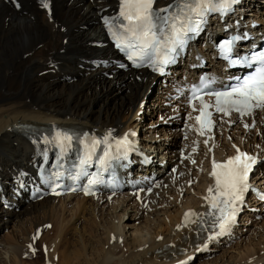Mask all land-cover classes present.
<instances>
[{
	"label": "bare ground",
	"instance_id": "bare-ground-1",
	"mask_svg": "<svg viewBox=\"0 0 264 264\" xmlns=\"http://www.w3.org/2000/svg\"><path fill=\"white\" fill-rule=\"evenodd\" d=\"M15 1L16 6L12 0H0V185L7 186L10 174L28 167L34 158L31 144L19 134L21 124H33L79 126L121 135L135 133L133 136L139 145L153 157V165L144 174H155L160 187L151 194L144 190L139 196L126 191L88 199L66 196L38 203L21 200L19 212L0 209V226L10 228L16 223L26 236V243H12L4 246V251L12 253L15 259L29 255L28 244L33 243L27 236L31 222L36 227L31 238L36 239L39 231L42 236L45 233L44 226L51 223L48 219L56 217L59 220L56 227L62 222V228L57 239L48 240L46 264H178L191 256L197 259L194 264H263V205L253 203L256 213L252 209L244 212L236 244L235 241L225 244L222 240L215 249L217 244L202 235L203 230L212 228L207 215L193 216L191 219L196 223L185 226V214L189 211L197 214L209 211L204 197L212 180L210 170L205 167H210L213 160H225L234 154L233 145L260 154L261 164L255 180L264 187L263 114H258L254 131H249L251 122L246 128L237 119L232 120L236 123L233 127L220 124L214 152L198 137L201 155L198 166H191L179 155L196 136L189 124L181 129L178 118L170 120L181 112H172L163 106L164 89L155 96L151 94L158 88L156 78L142 71L137 80L132 72H119L109 66L95 68L88 63L114 58L110 47L104 46L98 13L104 8L116 7L118 0ZM170 1L159 0V4L163 6ZM44 3L48 4L47 8ZM263 4L264 0L245 2L241 10L247 21L239 14L241 24L248 25L255 13L259 18L256 9ZM219 25V20L212 21L211 38L219 36L216 34ZM202 52L211 56L209 48ZM208 67L218 72L214 65ZM108 74L114 77L110 79ZM155 115L165 117V121L148 123V117ZM163 163V168L158 166ZM61 212H64L62 217ZM66 212L70 215L69 221ZM26 221L29 224L25 228ZM207 244L217 253H222L228 245L231 246L227 250L239 252L235 256H225L228 252H224L223 256L207 260L209 255L204 250ZM3 253L0 251V256ZM42 258L46 259L44 254Z\"/></svg>",
	"mask_w": 264,
	"mask_h": 264
},
{
	"label": "snow or ice",
	"instance_id": "snow-or-ice-1",
	"mask_svg": "<svg viewBox=\"0 0 264 264\" xmlns=\"http://www.w3.org/2000/svg\"><path fill=\"white\" fill-rule=\"evenodd\" d=\"M237 2L238 0H180L179 4H168L156 8V0H120L119 27L122 32L112 34L118 48L130 50L128 59L134 66L139 67L140 64L137 61L143 62L147 59L154 71L163 74V68L171 62L172 54L184 45L185 37L189 32L198 31L207 13L225 11ZM43 6L47 8L48 4L44 3ZM232 44V41H227L222 46L227 56H231ZM230 63L253 68V71L243 77H236L235 82L222 91L204 93V89L209 88L207 82L202 83L199 91L194 90L193 98L199 100L201 105L199 108L192 105L193 111L199 112L194 120L199 125L200 135H204L205 130L211 131L213 127L212 113L208 110L209 108H214L217 113L226 116L233 111L240 115H250L256 109L264 110V51L238 56L231 59ZM201 93L214 97V101L205 102ZM189 118H192L191 115ZM245 127L249 125L246 124ZM129 135H135V133H126L115 140L116 156H113L111 151L113 145L108 144L109 137H105L103 141L93 140V148L101 143L106 145L103 155L98 158L102 169L109 166L112 159L119 158V155L126 154L130 150L132 141ZM60 137L61 134L58 132L57 138L61 146L64 141L70 142L72 139L66 133L63 134L62 139ZM233 147L237 152L235 156L223 162L215 160L212 162L210 175L215 183L214 186H209L208 195L204 197L209 211L205 214L192 211L185 214V226L188 223H196L191 219L193 216L207 215L212 218V226L218 228L219 233L209 235V240L215 239L216 235L230 232L239 208L244 202V194L249 189V173L256 162L255 157L241 152L235 145ZM91 155L92 152H89L80 164H88ZM81 174L88 175L83 169ZM97 179L91 178L89 184H95ZM85 192L91 194L87 189ZM261 199H264V194L261 195Z\"/></svg>",
	"mask_w": 264,
	"mask_h": 264
},
{
	"label": "rangeland",
	"instance_id": "rangeland-1",
	"mask_svg": "<svg viewBox=\"0 0 264 264\" xmlns=\"http://www.w3.org/2000/svg\"><path fill=\"white\" fill-rule=\"evenodd\" d=\"M151 94H154V96H155V94H156V92H155V88H154V90L152 91V93ZM99 105L100 104H98L97 106H96V108H98L99 107ZM156 119V120H155ZM158 119H159V117L158 116H153V117H148V123H151L152 121H158ZM157 160V159H156ZM159 160V159H158ZM56 204H57V206L58 207H60L61 206V203L59 204L58 202H55ZM74 203V202H73ZM1 205V204H0ZM0 209H2L1 207H0ZM71 210V209H70ZM2 211H5V210H3L2 209ZM6 212V211H5ZM59 212V211H58ZM64 213V212H63ZM63 213L61 212V217L62 216H64L63 215ZM58 215V214H57ZM56 215V216H57ZM264 216V215H263ZM65 217L67 218L68 217V221H69V217H70V215H69V213H65ZM263 218V217H262ZM259 218H257V220H258ZM53 220H55V222H53ZM48 219V221H50L51 223L50 224H47V225H45L44 226V228H45V233L43 234V236H42V239H40L39 241H40V243L42 244V243H46V244H44L45 246H47L48 244H49V242H48V240H55V239H57L60 235H58V237L56 236L58 233H59V231L61 230V228H62V222H60L59 224H58V227H56L57 225V223L59 222V220H57L56 219V217H55V219ZM34 221H35V219H34ZM67 221V220H66ZM65 221V222H66ZM38 222H41V221H38ZM27 224H29L28 223V221H26L25 222V224H24V227L26 228V226H27ZM65 224V223H64ZM64 224H63V228H64ZM33 225H34V223L33 222H31V225H30V227H31V229H30V234L28 233L27 234V236L30 238V239H32L33 241H34V238H31L32 236H35V229H36V227L35 228H33ZM55 225V226H54ZM53 226H54V228H53ZM67 226V225H66ZM68 226H69V224H68ZM39 227H41V226H39ZM29 228V227H28ZM55 229V230H54ZM65 229V228H64ZM48 231H50V233L48 232ZM52 232V233H51ZM32 235V236H31ZM250 236V235H249ZM25 238H26V236L25 235H23L22 234V229H19L18 228V225H16V223H15V225H14V222L10 225V228H8L7 230H5L4 231V233L1 235V237H0V251H2V252H4V253H6V254H2V256H0V264H46L45 262L46 261H44L43 260V258L41 259L40 257H31V258H29V257H26V256H22V258H18V257H16V259H15V257H14V255L12 254V253H9V252H5L4 250H5V248L6 247H8L9 245H12V243H15V244H19L18 242H20V243H23L24 241H25ZM46 238V241H43L44 239ZM53 238V239H52ZM41 240L43 241V242H41ZM31 241V240H30ZM30 241L28 242V243H30ZM238 242V241H237ZM236 242V243H237ZM243 242V241H242ZM25 243H26V241H25ZM236 243H234V244H236ZM245 243V242H244ZM14 244V245H15ZM4 246H5V248H4ZM42 245H38V249H39V251H38V253H39V255L40 254H42V247H41ZM20 248H24V247H22V246H19ZM230 248V246L228 247H225L224 248V251H222V253L221 252H218L217 254H215V255H222L223 256V254H224V252H228V253H225V256L226 255H228V256H231V255H233V256H235V255H237L238 254V250L237 249H235V250H233V249H230V250H227V249H229ZM226 249V250H225ZM262 249V248H261ZM24 250H25V248H24ZM30 252V251H29ZM54 253V252H53ZM241 253H243L242 252V250H241ZM29 256V255H28ZM22 259V260H21ZM47 259H48V256H47ZM15 260H17L16 262H15Z\"/></svg>",
	"mask_w": 264,
	"mask_h": 264
}]
</instances>
